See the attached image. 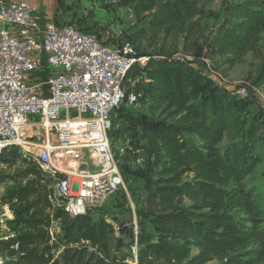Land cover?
<instances>
[{"label": "trees", "instance_id": "obj_1", "mask_svg": "<svg viewBox=\"0 0 264 264\" xmlns=\"http://www.w3.org/2000/svg\"><path fill=\"white\" fill-rule=\"evenodd\" d=\"M200 1L211 0H110L105 6L115 16L129 11L136 20L122 24L117 41L106 44L130 42L138 57L148 58L146 66L136 64L128 72L126 97L117 109L134 94L131 106L147 105L150 113L119 115L129 139L128 153L117 164L122 176L140 181L144 191L137 236L123 229L117 237L104 215L70 218L51 201L54 181L31 166L25 183L7 195V216L14 218L17 231L0 249L15 256L16 264H128L133 255L119 254L135 242L138 264H208L215 259L264 264V210L246 183L263 160L254 145L264 144V108L257 109V98L243 99L213 79L223 80L219 68L226 73L257 51L264 34V1L226 4L221 23L203 44L200 20L206 11ZM71 24L100 39L98 31ZM163 34L182 36V51L167 54L158 48ZM178 54L192 60H178ZM209 62L216 69L200 67ZM130 154L136 166L123 167ZM29 162L34 163L18 147L0 155V164L10 168ZM54 221H60L61 235L51 243Z\"/></svg>", "mask_w": 264, "mask_h": 264}, {"label": "built area", "instance_id": "obj_2", "mask_svg": "<svg viewBox=\"0 0 264 264\" xmlns=\"http://www.w3.org/2000/svg\"><path fill=\"white\" fill-rule=\"evenodd\" d=\"M35 12L26 2L0 3V22L11 28L0 30V155L18 147L31 158L54 181L59 207L74 219L103 210L125 188L108 136L111 116L125 100L128 72L148 58L138 57L130 42L109 45L70 23L42 25ZM45 64L50 69L43 80L38 74L46 73ZM213 79L224 85L221 77ZM229 88L250 96L246 85ZM135 101L131 94L129 104ZM30 130L44 142H34ZM83 153L95 170L83 163ZM1 226L0 244L10 239L2 238ZM49 235L54 243L61 229L52 226ZM130 248L128 263L138 264L137 242ZM0 264H16V258L0 249Z\"/></svg>", "mask_w": 264, "mask_h": 264}, {"label": "rangeland", "instance_id": "obj_3", "mask_svg": "<svg viewBox=\"0 0 264 264\" xmlns=\"http://www.w3.org/2000/svg\"><path fill=\"white\" fill-rule=\"evenodd\" d=\"M117 1V0H116ZM244 1H264V0H211L208 2L200 1V7L206 11V16L200 20V25L203 30V40H201V44L206 42L209 39L213 31L217 28V26L221 23L223 18V10L226 4L230 3H240ZM120 22V29L122 28V24L130 23L135 24V17L129 12L125 10H121L120 14L116 16ZM90 19V18H89ZM88 19V20H89ZM198 20V18H196ZM123 21V22H122ZM88 28L96 30V22L89 20ZM86 24V22H85ZM99 27V26H98ZM104 32L102 35L103 39L117 41L111 38L112 30ZM101 37V38H102ZM202 39V38H200ZM114 43V42H113ZM119 43V42H118ZM182 36L180 35H169L166 36L163 34L159 40L158 48L163 47L165 49V53L172 54L182 51ZM110 45V44H109ZM117 45V44H115ZM209 66H213L212 68L216 69V66L212 63H200V67L203 70L207 69ZM223 68H219L217 71L221 73L223 77V84L229 87H235L239 85H246L250 88L251 97H255L258 99L259 103L257 104V109L264 108V82L262 81V77L264 75V34L262 35L261 43L258 46V49L255 53H250L246 56L245 61L237 65L229 70L226 73L222 72ZM48 69H43V72H46ZM40 78L46 79L47 73L38 74ZM131 113L132 115H140V114H150L149 107L147 105H126L122 110H118L113 113L111 116L112 129L109 131L108 136L111 142V146L113 149V153L116 160L121 159L125 156L127 142L129 139L128 134L124 130V119L120 118V114H124L125 116ZM253 116H249L248 119H251ZM28 136L32 137L34 142L42 143L44 139L38 135L35 131L30 130L28 132ZM229 141L225 140L222 144V148L227 145ZM144 143V142H142ZM119 147L123 148V153H119ZM255 153L260 155L263 160L262 163L256 168L254 173L246 179V183L250 188L255 189L256 196L260 202V208L264 210V144L262 142L255 143L254 145ZM20 152H22L20 150ZM133 153V152H132ZM83 163H86V166L95 170L92 165L91 158L83 153ZM135 162V154H130L128 158L122 162V166L130 165L132 168L136 166ZM36 165L33 162H29L28 164H18L14 168H10L4 164H0V221L2 223V238L3 237H12L17 231L16 227L13 224V219H9L7 216L8 211H10L9 204L7 202V195L11 190L16 188L19 183H25V175L26 170L30 167ZM125 188H123L116 197L109 200L105 208L100 212L92 213V217L96 218L99 214L104 215L106 219L112 221L114 227L116 228L117 237L122 235L123 229H127L128 231H133L136 235L138 233V223L139 219L137 217L138 207L141 201V198L144 196L143 185L138 180H132L130 177H126L123 174ZM49 180V178L47 179ZM52 202L54 207L59 208V202L57 201L56 195H52ZM52 226L56 229L61 228L60 221H54ZM131 246L125 247L121 249L120 256H128L131 253ZM113 249H116L114 244ZM63 250L60 249L57 253V256H61ZM196 254V252H194ZM130 264V263H128ZM208 264H222V262L218 259H215Z\"/></svg>", "mask_w": 264, "mask_h": 264}, {"label": "crops", "instance_id": "obj_4", "mask_svg": "<svg viewBox=\"0 0 264 264\" xmlns=\"http://www.w3.org/2000/svg\"><path fill=\"white\" fill-rule=\"evenodd\" d=\"M1 2L4 4L18 2L31 4L36 9L35 18H37L42 25L49 21H55L58 25L71 24L75 21L79 23L80 27L86 28L88 27L87 22L91 20L97 23L93 24V26L96 25V30H92L98 31V36L104 42L109 40L103 39L102 35L104 32L101 30L105 29L107 32L112 30V39H117L121 34V25L120 22L117 21V17L114 14H110L105 9L106 4H108L110 0H62L61 4L58 0H0V3ZM3 28L11 29L8 25L0 22V30ZM43 69L50 68L45 64ZM46 73L49 75L48 70ZM41 79L45 80L43 76Z\"/></svg>", "mask_w": 264, "mask_h": 264}, {"label": "water", "instance_id": "obj_5", "mask_svg": "<svg viewBox=\"0 0 264 264\" xmlns=\"http://www.w3.org/2000/svg\"><path fill=\"white\" fill-rule=\"evenodd\" d=\"M231 91H234L233 89Z\"/></svg>", "mask_w": 264, "mask_h": 264}]
</instances>
